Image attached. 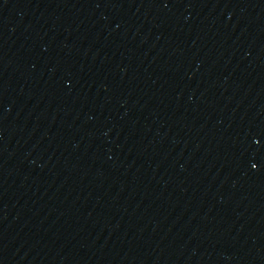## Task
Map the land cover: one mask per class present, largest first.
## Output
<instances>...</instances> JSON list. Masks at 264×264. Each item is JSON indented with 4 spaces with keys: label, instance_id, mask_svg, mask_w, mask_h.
Returning <instances> with one entry per match:
<instances>
[{
    "label": "water",
    "instance_id": "obj_1",
    "mask_svg": "<svg viewBox=\"0 0 264 264\" xmlns=\"http://www.w3.org/2000/svg\"><path fill=\"white\" fill-rule=\"evenodd\" d=\"M0 264H264V0H0Z\"/></svg>",
    "mask_w": 264,
    "mask_h": 264
}]
</instances>
